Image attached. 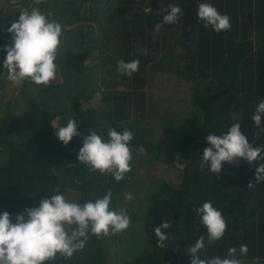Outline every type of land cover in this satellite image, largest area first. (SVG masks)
<instances>
[{"label":"trees","instance_id":"obj_1","mask_svg":"<svg viewBox=\"0 0 264 264\" xmlns=\"http://www.w3.org/2000/svg\"><path fill=\"white\" fill-rule=\"evenodd\" d=\"M170 1L181 8L183 16L175 24L163 25L178 32L176 46L179 47V57L168 67L171 69L173 66L175 69L171 71L176 76L194 83L190 105L200 112L191 125V137L180 135L175 142L176 146L183 145L179 150L182 151L181 159L185 160L178 185L173 187L163 181L158 187L174 208L171 227L165 230L167 239L162 242L163 247L154 229L165 220L149 212L145 227L147 243L165 264H187L186 248L180 234L179 210L188 197L200 190L203 173L205 181L212 174L208 166L204 170L199 167L203 150L209 146L205 139L207 134L221 135L232 124L240 123L241 131L250 144L254 147L264 145V118L259 128L251 119L257 103L264 99V0ZM146 2L139 0V7ZM204 2L211 3L219 13L229 16L230 30L216 33L210 27L205 28L203 22H198L197 5ZM111 3V0H45L38 6L34 5L48 14L49 19L62 25V35L55 61L58 66L56 78L48 86L28 80L21 86L10 81L18 89V97L6 102L4 107L0 105V116L3 114L0 117V154L5 155V162L0 163V213L9 212L13 222L15 216L26 208L36 207L30 201L39 205L41 199L50 197L63 185L79 193V204L102 198L111 190L110 209L116 210L115 197L124 191L129 174L117 182L111 175L89 171V167L77 159L84 137L96 121L91 120L88 108L81 110V107L89 104L99 91H103L102 102L106 103L101 108H108V126L117 131L129 129L133 132L132 156L140 149L149 154L155 148L152 130L141 120L127 121L125 118L126 106L133 94L128 89L143 91L141 89L148 81L154 80L157 72L170 70L162 69L158 62L150 66L155 60L151 50L155 48L134 52L131 42L141 41L143 33L154 30L167 13L136 11L128 19L122 8L123 5L128 8L131 1L119 0L116 5L120 11L113 23ZM153 5H157L156 1ZM18 14H15L14 21ZM11 24L7 23L0 29V79L7 74L3 67L6 56L3 48L11 44V34L7 31ZM82 24L87 27L84 34ZM68 28L77 35L75 52L69 49L74 45L69 44ZM113 41L120 45L117 52L120 60H139V70L131 77L116 71L114 57L109 54ZM69 72L72 73L73 94L62 101L56 87L62 85L63 77ZM120 86L127 90L116 91ZM30 88H36V93L26 97L25 92ZM104 90L111 93L114 102L110 105ZM140 91L141 107L143 93ZM25 104L18 116L10 114L9 111L19 110L17 107ZM68 115L78 122L80 135L64 145L54 135L52 125L66 126ZM104 139L107 140L108 136ZM239 161L241 164L236 165ZM259 163L264 161H254L251 165L242 159L231 164L222 162L221 170L233 172L237 178L226 172H220L219 176L214 174L205 193L188 205L185 231L191 245L199 237H204L205 248L198 253L201 259L224 258L229 248L236 247L237 258L242 264L264 261V198L256 217L255 210L250 207V200L256 193L264 194V181L248 188V182L254 181V171ZM205 201H211L227 222L224 236L218 241H208L207 231L195 211ZM107 237L89 234L83 250L68 259L57 254V259L47 264H108L104 245ZM241 244L248 246V253L243 256L239 253Z\"/></svg>","mask_w":264,"mask_h":264},{"label":"clouds","instance_id":"obj_2","mask_svg":"<svg viewBox=\"0 0 264 264\" xmlns=\"http://www.w3.org/2000/svg\"><path fill=\"white\" fill-rule=\"evenodd\" d=\"M45 0H34L38 6ZM33 6L22 9L18 19L7 31L11 34V44L5 45L6 56L3 67L6 69L7 80L15 85H23L28 80L36 85L48 86L56 78L57 50L60 46L62 25L49 19L48 14ZM162 21L155 25L158 31L164 24H175L183 16L178 5H161ZM198 22H203L205 28L219 33L231 28L230 18L221 14L211 3L197 5ZM139 60L129 62L117 61L116 71L121 75L132 76L139 70ZM264 118V99L260 100L251 119L255 126H261ZM78 122L67 120L64 127L52 125L54 135L64 145L73 137L79 136ZM108 139L105 140L95 130L89 131L84 137L83 145L77 153L80 163L89 167V171H99L102 175H111L117 182L131 171L132 153L130 144L134 134L129 129L117 131L107 127ZM209 145L203 150L199 167L219 176L222 162L233 163L238 159L251 165L254 161H264V145L254 147L241 131L240 123L232 124L226 133L216 135L210 132L206 136ZM264 181V163H259L254 171V181L248 182V188H253ZM112 193L108 190L102 198L89 199L83 204L68 201L64 194L55 191L50 197L40 200L39 205L26 208L23 213L15 216L4 211L0 213V264H47L57 259V254L65 259L85 248L89 234L97 237L114 235L127 230L131 219L125 207L118 210L110 209ZM134 199L132 193H126L124 201ZM199 222L207 231L209 242L220 240L226 231L227 222L222 212L211 201H205L195 209ZM171 227V221H165L154 229L160 246L167 239L165 230ZM205 248L204 237H199L195 244L188 248L191 254L190 264H242L237 258V248L228 249L227 256H215L211 259H201L198 253ZM240 255L248 253V246H239Z\"/></svg>","mask_w":264,"mask_h":264},{"label":"rangeland","instance_id":"obj_3","mask_svg":"<svg viewBox=\"0 0 264 264\" xmlns=\"http://www.w3.org/2000/svg\"><path fill=\"white\" fill-rule=\"evenodd\" d=\"M130 1L128 8L125 5L122 8L124 16L128 19L136 11L166 13L161 12V5L163 4L164 7H167V5L171 4L170 0H147L145 5L139 7V0ZM155 1L157 5L154 6L153 3ZM111 2L112 10H114V16L111 21L115 23V16L120 11V8L116 5L119 0H111ZM33 6L32 0H0V29L7 23H13L16 13H19L24 8L30 10ZM81 28L83 34L87 32L85 24H82ZM67 30H69V44L74 45V47L69 49L75 52L77 35L72 34V28ZM143 34L141 41L131 42V50L134 52H145L150 48H155L156 50H151L155 55V60L150 63V66L154 62H158L162 69L168 70V65L179 57V47L177 48L176 46L178 32L175 31V28L167 29V26H163L158 31L154 29L150 32L145 31ZM119 48L118 41H113L109 47V54L114 57L116 67L117 61L120 60L117 53L120 51ZM112 66L110 64L109 67L112 68ZM151 67H148V69ZM170 68L169 72H157L154 80L152 82L148 81L145 87L141 89L143 91L139 90L143 93L141 95V100L144 103L143 107L139 105V91L133 88L128 89L133 94L126 106L125 118L127 121L141 120L145 126L149 127L154 134L155 148L149 154H145L140 149L132 156L128 182L124 191L115 197V209L118 210L120 207L127 209V214L131 219V226L120 233L108 235L105 239L104 245L108 264H165L164 259L146 241L145 218L149 212H153L160 215L165 221H171L174 215V208L159 192L158 187L163 181L173 187L178 185L182 177L185 160L181 159L182 151L179 150L183 145L180 143L176 146L175 142L180 135L191 137V133L193 134L191 125L193 120L197 118V113L200 112V110L190 105V96L194 83L187 82L176 76L172 72L175 68L173 66ZM71 74V72L68 75L66 74V77H63L62 85L56 87V92L62 101H66L70 94H73ZM17 90L6 77L0 79V105L4 107L6 102L18 97ZM126 90L125 86H120L116 89L119 92ZM102 92L101 90L99 93L94 94L90 103L82 106L81 110L84 108L90 110L91 120L96 119L92 124V130H95L105 138L107 127H109L106 120L108 108H101L103 104H106L102 102ZM35 93L36 88H30L25 92V96L32 97ZM104 93L107 97V104L113 103L111 93L108 90H104ZM24 106L26 104L17 107L19 110L13 109L9 112L18 116ZM95 111L98 113H94ZM2 116L3 114L0 117ZM70 118L71 115H68L67 120ZM2 162H5V155L1 153L0 163ZM238 164H241V161L236 165ZM55 191L64 194L65 198L70 202L78 203L79 201V193L65 185L58 187ZM129 192L133 194L134 199L125 202L124 196ZM259 194L256 193L250 200V207L255 210V217L257 216V209L264 202L262 200L264 194ZM245 264H264V261H246Z\"/></svg>","mask_w":264,"mask_h":264},{"label":"water","instance_id":"obj_4","mask_svg":"<svg viewBox=\"0 0 264 264\" xmlns=\"http://www.w3.org/2000/svg\"><path fill=\"white\" fill-rule=\"evenodd\" d=\"M221 172H226V173H228V174H230V175H232V176H234V177L237 178V175L235 173H233V172L225 171V170H221ZM214 174L215 173H212L209 176L208 180L205 181V176H204L205 175V172L203 173V176L201 178V188H200V190L198 192H196L195 194H193L192 196L188 197L183 202V204L181 205L180 210H179L180 234H181V238H182V240H183V242L185 244V248H186L187 259H188V263L187 264H190V261H191L192 257H191V254L188 252V248L191 246V243H190L189 238H188V236L186 234V231H185V214H186V209H187L188 205L192 201H194L195 199H197L198 197H200L201 195H203L205 193V190H206V188H207V186H208L209 182L211 181V179H212V177H213ZM238 184H240L239 181H238ZM30 202L32 204H34L36 207L38 206V204L36 202H34V201H30Z\"/></svg>","mask_w":264,"mask_h":264},{"label":"crops","instance_id":"obj_5","mask_svg":"<svg viewBox=\"0 0 264 264\" xmlns=\"http://www.w3.org/2000/svg\"><path fill=\"white\" fill-rule=\"evenodd\" d=\"M143 105H144V103H143ZM143 105L141 107H143Z\"/></svg>","mask_w":264,"mask_h":264}]
</instances>
